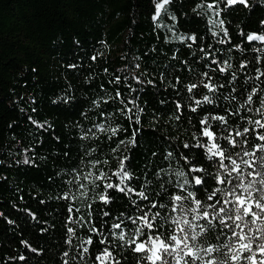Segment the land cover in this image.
<instances>
[{
  "label": "trees",
  "instance_id": "16d2710c",
  "mask_svg": "<svg viewBox=\"0 0 264 264\" xmlns=\"http://www.w3.org/2000/svg\"><path fill=\"white\" fill-rule=\"evenodd\" d=\"M155 2L0 0V264H64L65 260L68 264H92L91 255L81 259L78 251L81 238H86L91 227L86 223L88 204H92L96 225L109 219L102 211L110 210L111 215L118 216L121 212H133L134 207L124 194L113 191H109L113 198L110 204L99 203L101 189L94 186L86 190L87 198H82L73 180V169L79 164L78 171H87L85 165L89 160L104 158L109 161L104 167L114 169L118 163L115 157L128 156L126 166L133 174L130 183L139 189L146 179L145 173L155 183L152 175L155 170L164 167L170 172L176 167H170L162 159V154L170 150V136L172 147L180 144L182 148L183 142L192 143L191 134L205 112L224 114L225 107L236 109L243 99L233 102L231 95L239 96L241 89L229 94L226 87L214 98L213 105H203L191 113L187 108L191 102L182 85L186 78L195 79L189 66L195 72L208 70L207 58L197 62V57L203 55L199 47L218 50L212 54L233 66L245 57L251 62L259 55L247 42L242 44L244 38L239 33H264V0H249V7L237 4L221 12L231 44L218 43L211 35L205 9L193 11L200 0H172L157 21L153 20ZM208 2L211 0H205ZM220 7H224L223 3ZM170 16H175V20ZM191 34L196 35L197 41L189 48L191 42H181L179 37ZM236 44L248 51H227ZM256 47L262 46L257 43ZM93 56L97 58L93 60ZM135 64L140 67L133 68ZM255 66L264 69V63ZM251 68L250 64L247 74L237 69L241 87L260 85L254 80L245 84L246 75H256ZM162 73L164 81L160 79ZM126 75H139L144 81L137 85L129 79L128 83L138 93L129 94L123 83H109L116 76L123 79ZM176 76L182 78V84L174 88ZM148 80L155 86L146 83ZM218 81H223L222 75L214 76L213 82ZM118 87L125 99L139 96L143 108L139 113L141 124L130 127L123 117H112L109 123L121 127L117 136L111 140L103 136L99 140L81 139L85 129L100 122L98 113L102 109L111 112L118 106L111 99ZM226 95L228 100L223 98ZM101 97L110 103L100 101L99 107L94 105L93 101ZM178 100L185 105L179 121L175 119ZM240 111L243 113V109ZM30 117L46 127L38 129ZM133 127L139 128L136 145L119 144L131 137ZM89 146L96 150L81 159ZM25 149L31 151L25 154ZM26 155L34 157V164L23 163ZM160 175L167 178L165 172ZM112 179L115 182L116 178ZM66 193L72 197L70 200L60 198ZM70 204L80 209L71 219L83 218V226L80 222H68ZM69 227L76 232L71 245L66 243ZM95 239L91 253L101 247ZM214 242L226 241L222 236ZM65 251L69 252L67 257L63 255ZM123 264H134V257Z\"/></svg>",
  "mask_w": 264,
  "mask_h": 264
},
{
  "label": "snow or ice",
  "instance_id": "6c2138e0",
  "mask_svg": "<svg viewBox=\"0 0 264 264\" xmlns=\"http://www.w3.org/2000/svg\"><path fill=\"white\" fill-rule=\"evenodd\" d=\"M170 3L172 0H156L154 21L159 20L161 12ZM221 3L223 8L220 7ZM237 4L249 7V0H211L208 3L200 0L193 11L205 9L209 14L211 35L217 38L218 43L231 44L221 12ZM170 19L175 20V16H170ZM239 35L244 38L242 44L247 42L259 55L251 62L245 57L233 66L228 60L218 59L212 54L218 50L199 47L203 55L197 57V62L207 58L205 68L208 70L195 72L189 66L188 70L194 73L195 79L186 78L187 82L182 86L191 102L187 105L191 113H196L203 105H213L214 98H218L217 94L226 87L229 88V94L241 89L239 96L231 95L233 102L240 97L243 99H240L236 109L225 107L224 114L205 112L198 121L196 131L191 134L192 143L183 142L182 148L180 144L172 147V137H169L170 150L162 154V159L170 167L176 166L172 171L167 172L164 167L155 170L152 173L155 183L147 179L145 173L146 179L137 189L130 183L133 174L126 166L128 156L115 157L118 163L114 169L104 167L109 163L107 158L89 160L85 165L87 171H78L79 164L73 169V180L76 181L82 198H87L86 190L90 191V186H94L101 189L98 193L99 203L110 204L113 198L109 191H113L124 194L134 207L133 212H121L118 216L111 215L110 210L102 211V215L109 219L96 225L92 219V204H88L86 223L91 227L78 246L81 259L91 255L92 264H123L132 257L134 264H264V87L260 86L264 85V69L255 66L264 63V33L245 34L241 31ZM179 39L181 42L190 41L187 45L189 48L197 41L194 34L180 36ZM257 43L262 47L257 48ZM232 50L248 51L241 44L227 49ZM96 58L92 57L93 60ZM182 63L187 64V61ZM250 64L251 71L256 75H246L245 84L254 80L259 81L260 85L253 83L251 87H241L237 69L247 74ZM132 67L138 69L140 65L135 64ZM218 75L223 76V81L214 83V76ZM129 79L137 85L144 83L139 75H126L123 79L116 76L109 83H123L129 94L138 93L139 90L132 83H128ZM160 79L165 80L163 73ZM174 79V88L182 84L181 77L176 76ZM146 83L155 86L152 80ZM167 83L172 84V81L168 80ZM200 89L206 91L199 92ZM101 90H104L103 85ZM223 98L228 100L229 96ZM111 99L118 102V106L111 112L102 109L98 113L100 122L85 129L81 139L87 140L91 137L99 140L103 136L111 140L117 136L121 127L119 124L113 126L109 123L112 117H123L130 127L141 124L139 113L143 112V108L139 105L138 95L125 99L124 93L118 87ZM100 101L104 104L110 103L108 99L101 97L94 100L93 104L99 107ZM184 108L181 101L175 102L177 121L181 119ZM232 117L235 119H230ZM29 119L38 129L43 130L46 127L43 123L31 120V117ZM213 121L217 123L214 125ZM138 131L139 128L133 127L131 137L119 141V144L135 146ZM193 149L200 151L193 152ZM95 150L89 146L81 154V159ZM29 151L31 149H25V154ZM112 151L115 152L116 149ZM197 157L199 159L193 163ZM23 163L34 164V157L26 155ZM162 172L166 173V179L160 175ZM113 177L116 178L115 182ZM149 185L152 187L145 191ZM60 198L70 200L72 197L66 193ZM79 211V208H73L71 204L68 206L69 223L80 222L83 226V218L79 221L71 219L72 214ZM201 221L205 223L202 224ZM67 231L70 236L66 243L71 245L76 232L71 227ZM222 236L226 242H214L219 241ZM94 237L95 243L101 247L91 253ZM63 255L67 257L69 252L65 251ZM20 259L24 257L21 256ZM64 264H68L67 260Z\"/></svg>",
  "mask_w": 264,
  "mask_h": 264
}]
</instances>
